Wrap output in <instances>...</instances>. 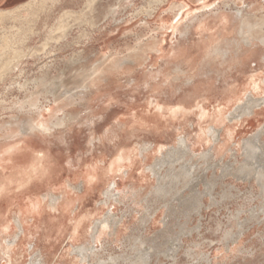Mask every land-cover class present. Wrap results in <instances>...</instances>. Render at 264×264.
I'll return each mask as SVG.
<instances>
[{
	"label": "rangeland",
	"instance_id": "obj_1",
	"mask_svg": "<svg viewBox=\"0 0 264 264\" xmlns=\"http://www.w3.org/2000/svg\"><path fill=\"white\" fill-rule=\"evenodd\" d=\"M5 37L0 264H264V0H38Z\"/></svg>",
	"mask_w": 264,
	"mask_h": 264
},
{
	"label": "bare ground",
	"instance_id": "obj_2",
	"mask_svg": "<svg viewBox=\"0 0 264 264\" xmlns=\"http://www.w3.org/2000/svg\"><path fill=\"white\" fill-rule=\"evenodd\" d=\"M37 2H38V0H28V1L26 0V2L18 5L17 7L13 8V9L0 10V17L1 16H8V17L9 16H15L17 13H19L22 10H29L30 11L31 8H33L37 4ZM216 6L217 5L203 3L200 6L201 9L197 13H202V14H200L201 17L206 16V15H210L213 13L212 15H214V17H215L214 20L219 22L221 25V30H225L229 26V16L224 14V13H221L219 11V9H217V8L214 9ZM184 7L185 6H181V8H184ZM115 9L117 10V8H115ZM111 11L114 14L116 13L114 9H112ZM106 17L108 18V16H106ZM187 28H186L187 32L186 31L184 32L185 35H188V33L190 31L189 30L190 26H188ZM193 29H194V31H198V30L201 31L200 33H202L203 31H206V30L208 32L209 23L208 22L206 23L205 19L197 21V23L193 26ZM240 32L244 36L246 35V37L241 38V44L246 43L247 45H249L252 43L253 39H255V38H252L250 35H248L247 32H245V31L243 32V29H241ZM261 40H262V43H264V40L263 39H261ZM47 44H48V42H47ZM13 46H14V44L11 43L10 39H8L6 37L3 40L0 39V82L1 83L5 82V80H11V76H12L11 73L13 74L15 71H17L19 69L24 58L27 59L28 57H33V55H35V51H34V54L31 51L28 52L27 54H24V53H21L20 51L16 50L15 48H13ZM218 52H219L218 47L214 46L209 50L208 56L212 57V56L218 55L219 54ZM104 62H105V58L103 61H101L99 63H95L92 66L90 73H87L85 76V77H87V79L85 80L86 83H91L95 80L96 77L100 76V74L104 71L103 70V68H104L103 63ZM19 71L21 72V70H19ZM176 71L182 72V68L179 66H176ZM42 80L43 79H41L40 82ZM14 84H15V82H10V85L8 84L9 85L8 89H12L14 87ZM16 87H18V89L22 88L19 84ZM23 87H24V85H23ZM83 88H85V87L83 86ZM54 94H56V93H54ZM66 96L67 97L69 96L68 98H72L73 94H66ZM55 99H56V97H55ZM253 106H255V104H251V103L248 106L246 105L245 108L243 106L244 109H242L241 112H243V113L248 112ZM17 108H18V110H21L23 108V103L22 104L19 103V107H17ZM30 109L33 110L34 112H37L40 116V119L26 125L24 127V131L25 130H31V131L48 132L53 128V126H59V125L63 124L62 119L56 121L57 122L56 124L53 123L54 125H51L48 122L49 119L44 120L43 118H41L42 114L39 112V107H38L37 102H34L30 106ZM55 114H56L55 112L50 114L51 118L54 117ZM50 115H48V116H50ZM99 224H101V223H99ZM98 230L96 229V231H95L96 234L99 232Z\"/></svg>",
	"mask_w": 264,
	"mask_h": 264
},
{
	"label": "crops",
	"instance_id": "obj_3",
	"mask_svg": "<svg viewBox=\"0 0 264 264\" xmlns=\"http://www.w3.org/2000/svg\"><path fill=\"white\" fill-rule=\"evenodd\" d=\"M24 2H26V0H0V10L10 8L9 6L15 8L17 4L20 5Z\"/></svg>",
	"mask_w": 264,
	"mask_h": 264
}]
</instances>
